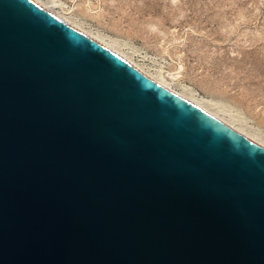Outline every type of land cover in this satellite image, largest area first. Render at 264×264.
Wrapping results in <instances>:
<instances>
[{
  "label": "water",
  "instance_id": "95a60500",
  "mask_svg": "<svg viewBox=\"0 0 264 264\" xmlns=\"http://www.w3.org/2000/svg\"><path fill=\"white\" fill-rule=\"evenodd\" d=\"M0 264H264V151L0 0Z\"/></svg>",
  "mask_w": 264,
  "mask_h": 264
},
{
  "label": "rangeland",
  "instance_id": "374dc122",
  "mask_svg": "<svg viewBox=\"0 0 264 264\" xmlns=\"http://www.w3.org/2000/svg\"><path fill=\"white\" fill-rule=\"evenodd\" d=\"M40 1L264 141V0Z\"/></svg>",
  "mask_w": 264,
  "mask_h": 264
},
{
  "label": "bare ground",
  "instance_id": "6f19581e",
  "mask_svg": "<svg viewBox=\"0 0 264 264\" xmlns=\"http://www.w3.org/2000/svg\"><path fill=\"white\" fill-rule=\"evenodd\" d=\"M34 2H36L37 4L41 5L42 7H44L45 9H47L48 11L52 12L53 14H55L56 16H58L59 18L63 19L64 21H66L67 23H69L70 25H72L73 27H75L76 29H78L79 31L83 32L84 34H86L87 36H89L90 38H92L93 40H95L96 42H98L99 44H101L102 46H104L105 48L109 49L110 51H112L113 53H115L116 55H118L119 57H121L122 59H124L125 61H127L128 63L132 64L133 66H135L136 68H138L139 70H141L142 72H144L145 74H147L148 76H150L151 78L155 79L156 81H158L159 83H161L162 85H164L165 87H167L168 89H170L171 91H173L174 93L178 94L179 96H181L182 98H184L185 100H187L188 102H190L191 104H193L194 106H196L197 108L201 109L202 111H204L205 113H207L208 115H210L211 117L215 118L216 120L220 121L221 123L225 124L228 128H230L231 130H233L234 132H236L237 134H239L240 136H242L243 138L247 139L248 141H250L251 143H253L254 145L258 146L260 149H262L264 151V144L262 142V140H257L254 138L255 135H250V134H247L245 132V130L243 129H240L237 127V125H233V123H229V119L224 120L223 116L220 117L216 112L212 111L210 109V107H208L207 105V101L202 99V98H196L192 95H188L186 92H178V90H175L173 87H172V84L170 85V82H165L164 80L158 78V77H155L153 76V74H149L147 72H145L141 67L137 66L136 63H133L132 60H130L128 57H126L127 53L125 55H123L121 52H119L116 47L114 46V44L112 43H109V41L106 43L101 37H99L98 35H92L90 34L89 32L87 31H84V29H82L80 26L77 25V23H74L70 21V19H68V17H65V15H62L60 14L59 12H56L54 10V8L52 6H49V5H52L51 3L48 4L47 2L43 3L42 1L40 0H33ZM47 3V4H46ZM111 42V41H110ZM118 46V45H117ZM118 48V47H117ZM125 53V52H124ZM130 56V55H129ZM151 73V72H150ZM156 75V74H155ZM162 78V77H161ZM164 78V76H163ZM167 79V78H166ZM165 79V80H166ZM169 81V80H168ZM172 83V82H171ZM211 101V100H210ZM212 108V107H211ZM220 112V111H219ZM221 115V114H220ZM225 115V114H224ZM232 122V120H231ZM240 127V126H239ZM256 137V136H255Z\"/></svg>",
  "mask_w": 264,
  "mask_h": 264
}]
</instances>
